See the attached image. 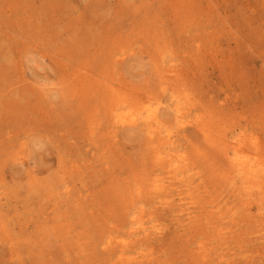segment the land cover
Here are the masks:
<instances>
[{"label": "rangeland", "instance_id": "1", "mask_svg": "<svg viewBox=\"0 0 264 264\" xmlns=\"http://www.w3.org/2000/svg\"><path fill=\"white\" fill-rule=\"evenodd\" d=\"M0 69V264H264V0H0Z\"/></svg>", "mask_w": 264, "mask_h": 264}, {"label": "bare ground", "instance_id": "2", "mask_svg": "<svg viewBox=\"0 0 264 264\" xmlns=\"http://www.w3.org/2000/svg\"><path fill=\"white\" fill-rule=\"evenodd\" d=\"M153 22V21H152ZM33 23V22H32ZM32 25V24H31ZM34 25V24H33ZM49 25V24H48ZM73 25V24H72ZM111 28V27H110ZM130 28V27H129ZM123 29H124V27H123ZM126 29V28H125ZM112 30H115V29H112ZM126 31H128V30H126ZM30 33H31V31H30ZM108 33V32H107ZM120 34V33H119ZM126 34V33H125ZM133 34V33H132ZM89 35V34H88ZM99 36V35H98ZM125 36V35H124ZM82 37V36H81ZM84 38H85V36H84ZM118 38V37H117ZM99 42V41H98ZM82 43H84L83 41H82ZM108 43V42H107ZM85 44H86V41H85ZM107 46V45H106ZM94 47V46H93ZM102 50V49H101ZM95 52V51H94ZM98 54V53H97ZM112 54V53H111ZM110 58V57H109ZM109 60V59H108ZM82 63H84L85 64V62H82ZM79 64V63H78ZM89 66H91V65H89ZM1 70V69H0ZM78 70V69H77ZM81 70H84V69H81ZM182 70V69H181ZM3 71V70H2ZM82 72V71H81ZM88 72V71H87ZM91 72V71H90ZM85 73V72H84ZM73 74V73H72ZM95 75V74H94ZM1 76V75H0ZM93 76V75H92ZM91 76V77H92ZM100 76V75H99ZM111 79V78H110ZM154 79V78H153ZM104 80V79H103ZM150 80H152V79H150ZM160 80V79H159ZM74 82V81H73ZM107 82V81H106ZM105 82V83H106ZM97 83V82H96ZM99 83V82H98ZM174 84V83H173ZM3 85V84H2ZM169 85V84H168ZM112 86V85H111ZM77 87V86H76ZM67 88V87H66ZM71 88V87H70ZM69 88V89H70ZM79 88V87H78ZM104 88V87H103ZM8 90H10V89H8ZM75 90V89H74ZM78 90V89H77ZM32 91V90H31ZM26 92V91H25ZM104 92V91H103ZM147 94V93H146ZM15 95V94H14ZM87 95V94H86ZM17 96V95H16ZM75 96V95H74ZM88 96V95H87ZM20 97V96H19ZM27 97V96H26ZM30 98V97H29ZM149 98V97H148ZM155 98V97H154ZM81 99V98H80ZM104 100V99H103ZM65 101H67V100H65ZM70 101V100H69ZM69 101H67V102H69ZM73 102V101H72ZM86 102V101H85ZM5 104H6V102H5ZM74 104V103H73ZM12 105H14V104H12ZM39 105H41V104H39ZM97 105V104H96ZM100 105H101V103H100ZM99 105V106H100ZM136 105H137V103H136ZM17 106V105H16ZM72 106V105H71ZM70 106V107H71ZM90 106V105H89ZM92 106V105H91ZM135 106V105H134ZM197 106V105H196ZM1 107H2V105H1ZM9 107V106H8ZM12 107V106H11ZM41 107V106H40ZM76 107V106H75ZM96 107V106H95ZM170 107H171V105H170ZM215 107V106H214ZM3 108V107H2ZM7 108V107H6ZM42 108V107H41ZM93 108V107H92ZM91 108V109H92ZM12 109V108H11ZM14 109V108H13ZM29 109V108H28ZM31 109V108H30ZM44 109V108H43ZM98 109V108H97ZM214 109V108H213ZM1 110H3V109H1ZM15 110V109H14ZM26 109H24V112H26L25 111ZM70 110V109H69ZM100 110V109H99ZM164 110H166V109H164ZM47 111V110H46ZM60 111V110H59ZM90 111H92V110H90ZM111 111L112 112H116V109H111ZM216 111V110H215ZM15 112H16V110H15ZM32 112V111H31ZM36 112V111H35ZM70 112V111H69ZM207 112V111H206ZM221 112V111H220ZM19 113V112H18ZM75 113V112H74ZM94 113V112H93ZM145 119L142 121V124L140 125V123H141V121L140 122H136L137 121V119H134V118H129V117H127V116H125L123 113H120V114H117L116 113V117L118 116V118H117V120H118V122H120V123H122V124H124V123H127L128 121H130V123H133V125H132V127H134V128H138V127H144L145 126V128L147 129V127H148V129H150L151 127H154V126H159V125H162L163 124V122L162 121H160V120H158V118H157V115H156V111L154 110H151L150 108H146V111H145ZM224 113V112H223ZM17 114V113H16ZM26 114H27V112H26ZM46 114V113H45ZM99 114V113H98ZM5 115V114H4ZM33 115V114H32ZM35 115V114H34ZM38 115V114H37ZM47 115V114H46ZM50 115V114H49ZM54 115V114H53ZM58 115V114H57ZM96 115V114H95ZM206 115V114H205ZM8 116V115H7ZM17 116V115H16ZM15 116V117H16ZM79 116H81V114L79 113ZM225 116V115H224ZM20 117V116H19ZM48 117H50V116H48ZM52 117V116H51ZM55 117V116H54ZM107 117V116H106ZM108 117H109V115H108ZM170 117V116H169ZM210 117V116H209ZM22 118H24L23 116H22ZM27 118V117H26ZM82 118V117H81ZM112 118V117H111ZM226 118V117H225ZM1 119V118H0ZM17 119V118H16ZM45 119V118H44ZM13 120V119H12ZM18 120V119H17ZM6 121V120H5ZM18 121H20V120H18ZM26 121V120H25ZM43 121V120H42ZM42 121H41V123H42ZM84 121V122H83ZM169 121H170V119H169ZM225 121V120H224ZM1 122V121H0ZM33 122V121H32ZM115 122H117V121H115ZM16 123H18V122H16ZM16 123H15V125H16ZM55 123H57V122H55ZM84 123H89V124H91L92 123V121H86L85 122V119L83 118V119H81V124H83L84 125ZM97 123V121H95V124ZM53 124V123H52ZM101 124V123H100ZM156 124V125H155ZM27 125V124H26ZM31 125V124H30ZM57 125V124H56ZM88 125V124H87ZM216 125V124H215ZM240 125V124H239ZM33 126V125H32ZM91 126V125H90ZM242 126V125H241ZM28 127V126H27ZM31 127V126H30ZM35 127V126H34ZM48 127V126H47ZM217 127V126H216ZM15 128V127H14ZM20 128H22V127H20ZM113 128V127H112ZM96 128L94 127L93 129H91V130H95ZM110 129V128H109ZM213 129V128H212ZM22 130V129H21ZM119 130V129H118ZM124 130V129H123ZM135 131V130H134ZM149 131V130H148ZM209 131V130H208ZM124 132V131H123ZM126 132H129V131H126ZM126 132H124V133H126ZM19 133V132H18ZM141 133V132H140ZM24 134V132L23 133H19V134H17V135H23ZM25 134H27V133H25ZM30 134H31V132H30ZM202 134V133H201ZM209 134V133H208ZM34 135V134H33ZM126 135H127V133H126ZM211 135H212V133H211ZM27 136H32V135H27ZM121 136V135H120ZM129 136V135H128ZM138 136V135H137ZM167 136V135H166ZM217 136V135H216ZM16 137V136H15ZM212 137V136H211ZM13 138H14V136H13ZM32 138H33V136H32ZM36 138V137H35ZM135 138H136V135H135ZM164 138V137H163ZM168 138V137H167ZM188 138V137H187ZM15 139V138H14ZM29 139V138H28ZM40 139V138H39ZM39 139H38V141H39ZM96 139H98V138H96ZM194 139V138H193ZM192 139V140H193ZM36 140V139H35ZM137 140V139H136ZM136 140H134V141H136ZM10 141L12 142V140L10 139ZM32 141V140H31ZM52 141V140H51ZM147 141V140H146ZM218 141V140H217ZM153 142V141H152ZM134 143V142H133ZM141 143V142H140ZM4 144V143H3ZM7 144H8V142H7ZM195 144V143H194ZM200 144V143H199ZM5 145V144H4ZM141 145V144H140ZM199 146V145H198ZM203 146V145H202ZM226 146V145H225ZM241 146V145H240ZM1 147V146H0ZM206 147V146H205ZM2 149H3V147H1ZM4 148H6V147H4ZM10 148V147H9ZM151 148V147H150ZM204 148V147H203ZM1 149V150H2ZM200 149V148H199ZM202 149V148H201ZM206 149H208L207 147H206ZM226 149V148H225ZM218 150V149H217ZM227 150V149H226ZM3 151V150H2ZM161 151V150H160ZM201 152V151H200ZM156 153V152H155ZM212 153V152H211ZM250 153V152H249ZM214 154V153H213ZM136 155V154H135ZM3 156H4V154H3ZM207 157V156H206ZM1 158H2V156H1ZM164 158V157H163ZM210 158V157H209ZM206 159V158H205ZM147 162V161H146ZM233 162V161H232ZM237 163H239L240 164V166L241 167H243L244 169H242L243 171H245L246 173H248V174H250V173H255L256 172V170L253 168V165H251V164H248V163H246L245 161H239L238 160V162ZM2 164V163H1ZM146 164V163H145ZM3 165V164H2ZM151 165V164H150ZM2 167V166H1ZM0 167V168H1ZM2 169V168H1ZM234 169V168H233ZM127 170V169H126ZM130 170V169H129ZM6 171V170H5ZM7 172V171H6ZM136 173V172H135ZM257 173V172H256ZM10 174H11V172H10ZM9 174V175H10ZM2 175H4V174H2ZM1 175V176H2ZM255 175V174H254ZM137 179V178H136ZM1 195V194H0ZM123 206V205H122ZM1 219V218H0ZM1 222H2V220H1ZM8 223V222H7ZM6 226V225H5ZM3 227V226H2ZM90 229V228H89ZM4 233V232H3ZM2 234V233H1ZM1 237H4V236H1ZM49 237V236H48ZM4 239V238H3ZM2 246V245H1ZM3 247V246H2ZM2 249V248H1ZM2 251V250H1ZM0 251V252H1ZM3 252H6V251H3ZM3 254V253H2ZM6 254H8V253H6ZM0 256H2V255H0ZM7 256V255H6ZM13 256V255H12ZM3 258H5V257H3ZM1 262V261H0Z\"/></svg>", "mask_w": 264, "mask_h": 264}]
</instances>
